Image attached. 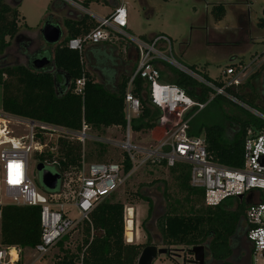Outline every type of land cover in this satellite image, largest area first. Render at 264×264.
Here are the masks:
<instances>
[{"label":"trees","instance_id":"16d2710c","mask_svg":"<svg viewBox=\"0 0 264 264\" xmlns=\"http://www.w3.org/2000/svg\"><path fill=\"white\" fill-rule=\"evenodd\" d=\"M92 1H102L109 6L115 3L114 0H84L80 6L84 9ZM21 2L13 0V6H9L0 0V111L71 131H78L82 120L96 131L111 126L124 129V94L136 66L137 53H132V49L136 51V48L119 41V46L123 47L122 52L116 51L114 42L87 46L82 55L69 50L66 46L69 39L84 36L96 25L87 15H81L63 22V40L60 43L46 45L42 41L50 49L40 48L33 53L26 50L27 46L21 45L20 49H25L18 51L15 60L8 63L9 50L14 48L13 40L20 31L19 22H24L18 10ZM54 2L58 0L52 1L51 6ZM209 12L214 22L221 21L225 15L222 5L212 7ZM261 15L255 26L263 30L264 8ZM41 57L50 60L49 66L33 69L32 60ZM22 59L24 64L18 63ZM189 68L196 70L194 65ZM168 69L172 74L168 85L181 89L195 102L206 103L209 90L184 74ZM262 74L264 65L249 77L250 86L248 81L228 88L227 93L259 113L264 112V89L261 88L260 95L256 93V84ZM160 76L162 80L161 72ZM202 76L211 80L206 74ZM81 78L84 80L83 97L75 93V82ZM213 83L222 86L219 80H213ZM132 86L133 95L140 101V111L130 121V130L133 133L151 131L158 125L161 113L151 105L143 78L135 77ZM209 105H217L211 115L215 122L201 121L200 111L189 121L188 135L203 137L211 162L232 169L241 168L246 132L250 130L253 134H264V122L219 96L214 97ZM221 105L231 106L234 113L223 115ZM189 115H185L184 119ZM37 139L45 142L43 137L37 136ZM116 153L107 145L94 141H87L83 146L63 138L46 141L42 153H36L34 157L48 170L58 173L60 181L54 191L43 190L39 181L38 186L46 193L50 203L69 202L77 191L82 160L87 164L123 161L125 172L130 169L126 155L123 152L118 155ZM168 171L181 190L195 200L202 201L203 191L189 185V166L179 163ZM138 197L148 203V216L153 215L156 207L144 196L138 194ZM260 200L264 201V197L261 196ZM245 207L244 202L238 199H227L215 208H199L187 215L163 211L154 218L161 245L166 247L162 249L190 247L187 253L191 258V249L203 246L206 264H241V252L247 243V225H243ZM124 208V204L106 199L96 204L88 221L80 224L82 237L76 255L65 251L57 264H135L141 250L150 243L141 245L124 241ZM40 233L39 207L7 205L2 208V245L33 249L39 243Z\"/></svg>","mask_w":264,"mask_h":264},{"label":"built area","instance_id":"2783aa9c","mask_svg":"<svg viewBox=\"0 0 264 264\" xmlns=\"http://www.w3.org/2000/svg\"><path fill=\"white\" fill-rule=\"evenodd\" d=\"M84 14L96 25L84 36L69 39L66 43L69 50L82 55L87 46L126 39L137 51V64L124 94V139L93 136L91 127L83 120L78 131H71L1 111L0 220L4 206L39 207L41 233L39 243L32 250L35 254L44 256L83 221H88V216L96 204L114 193L139 169L148 165H158L168 170L181 163L189 166V185L203 191L202 202L206 208H215L227 199L243 197L246 201L244 218L247 225L246 240L250 248L248 264H264V201L260 200L261 196L264 197V134H253L250 130L246 132L243 165L238 169L211 162L203 137L188 135L189 121L216 96L224 98L264 122L263 115L258 111L227 93L228 88L241 84L239 76L244 69L240 65L236 68L226 67L219 74L220 77L218 75L222 83V86L218 87L213 83V80L217 79L207 80L197 70L179 63L173 55L171 41L166 35L156 34L143 42L132 39L126 33L127 15L124 5L116 7L104 17L86 12ZM262 53L264 59V49ZM155 62L157 64H154ZM158 63L169 66L209 90V99L206 103L195 102L181 89L162 82L157 68ZM137 76L146 81V95L151 105L161 113L157 126L171 124L169 133L148 147L133 145L131 142L130 121L137 117L140 111V101L132 92V82ZM75 93L83 97V78L75 82ZM187 114L190 115L184 119ZM19 127L25 131L24 134L16 136L14 128ZM37 136L43 137L45 142H40ZM57 138L76 141L82 146L92 140L112 146L123 151L131 167L125 172L123 161L87 164L82 160L77 191L71 201L50 203L47 195L41 200L35 184L28 177L27 159L29 154H41L46 147V141ZM2 146L7 147L1 148ZM67 207L69 210H65ZM71 209L76 211V218L68 215ZM126 209L124 241L128 243ZM20 252L19 246H5L0 243V264H17Z\"/></svg>","mask_w":264,"mask_h":264},{"label":"rangeland","instance_id":"374dc122","mask_svg":"<svg viewBox=\"0 0 264 264\" xmlns=\"http://www.w3.org/2000/svg\"><path fill=\"white\" fill-rule=\"evenodd\" d=\"M52 1L56 0H22L21 2L18 9L20 15L24 18V22H19L21 31L28 30L31 34H36L39 37L36 39V44L30 50L40 48L50 49L48 46H44L38 31L49 15ZM61 1L54 2V6L56 7V4H64L65 11L58 13L57 16L55 14L52 18L56 20L57 17L61 27L66 19H70L72 16L78 17L84 15V12L104 17L110 11L109 6L105 5L102 1H92L83 10L73 6L72 3L78 4L79 1L84 0ZM118 1L126 8L128 28L126 33L132 39L143 42L151 34L166 35L171 41L172 52L177 61L186 67L194 65L201 75L208 74L210 78L215 79L217 77L216 79L219 80V74L226 67L232 65L236 68L240 65L244 69L242 75L239 76L241 84L249 81L250 86L251 81L249 77L264 63V59L259 55L263 49L264 32L255 26L256 21L262 17L261 11L264 8V0ZM220 5L224 7L225 15L221 21L214 22L209 11L212 7ZM62 40L63 37L60 42ZM120 41L125 45L127 43L130 44L126 39ZM118 50L122 52L123 48L119 47ZM132 53L136 55L137 52L132 49ZM16 56L13 48L10 49L7 62H13ZM136 58L138 59L137 56ZM18 63L24 64V60L22 59ZM205 65L208 73L204 71ZM162 75L161 81L166 84L172 78L169 69H163ZM262 86L263 81L259 77L256 84V93L258 95L261 94ZM220 107L223 115L234 113L231 106L221 105ZM216 108L217 105L207 106L201 111L199 115L200 120L203 122H209V120L210 122H215V119H211V115ZM260 112L264 117V112ZM170 130L171 124H166L164 127L156 126L151 131L143 133L131 132V142L137 146H152L156 141L168 134ZM24 131L22 127L14 128L16 136L24 134ZM91 133L98 138L123 140L125 130L117 126H111L102 127L100 131L91 129ZM93 141L97 142L95 140L89 142ZM107 146L114 149L117 155L123 152L112 146ZM5 147L7 146H2L1 148ZM37 163L34 155L29 154L27 159L28 177L35 184L38 197L43 200L46 198V193L38 186L39 178L35 171ZM138 194L149 199L150 203L156 207V212L153 215L148 216V203L141 200ZM195 199L177 186L176 180L168 170L158 165H148L139 169L121 187L106 198L107 201L124 204V214L126 208L132 209L134 232L136 228L140 230L137 242L134 241L132 244L145 245L149 242L150 245H154L158 249L166 247H162L161 245L159 234L155 229L154 218L167 210L187 215L195 209L205 207L201 200ZM231 200H234V198ZM65 210H69V208L67 207ZM68 215L72 218L77 217L76 211L72 209ZM81 237L79 225L44 256L35 254L32 248H21L17 264H57L59 257L65 251L70 255H76ZM188 249L190 247L186 246L168 248L165 255L158 256L153 264H195L193 257L190 258L187 253ZM245 263V261L241 262V264Z\"/></svg>","mask_w":264,"mask_h":264},{"label":"water","instance_id":"95a60500","mask_svg":"<svg viewBox=\"0 0 264 264\" xmlns=\"http://www.w3.org/2000/svg\"><path fill=\"white\" fill-rule=\"evenodd\" d=\"M74 16H72L73 18ZM42 41L47 45L58 44L63 37L62 29L59 26H53L45 23L40 31H38ZM50 60L46 57L35 58L32 60V68L39 70L48 67ZM36 174L39 178L40 186L45 191H54L60 181V175L48 170L42 163H37L35 167ZM239 201L243 200V197H237ZM166 250L157 248L154 245L144 247L135 264H153L154 260L158 256L165 255ZM193 262L195 264H206L205 249L203 246H197L191 249Z\"/></svg>","mask_w":264,"mask_h":264},{"label":"flooded vegetation","instance_id":"af4514ba","mask_svg":"<svg viewBox=\"0 0 264 264\" xmlns=\"http://www.w3.org/2000/svg\"><path fill=\"white\" fill-rule=\"evenodd\" d=\"M3 1L6 4H8L9 6H13V0H3ZM63 11H65L64 4L63 5L56 4V7L54 5L51 6L50 11H49V15L44 20L43 25L45 23H47V24H51L53 26H59L60 28H62L60 21L57 19V17H56V20L52 19V18L55 16V14L57 16L58 13H61ZM40 29H39V31H40ZM15 38L16 39L13 40V42L15 44L13 51L16 53V55H17L18 51L25 49V48L20 49L21 45H23L24 47L27 46L26 50H29L30 53L38 51V49L30 50L31 49L30 47H33L36 44V39L39 38L38 35L31 34L28 30L21 31V29H20L18 35ZM242 202H244V204L246 205V201L244 199L242 200ZM243 225L245 226V220H243ZM249 255H250V248H249V244L246 243L244 245L242 252H241V256L243 259L242 261H245L246 262L245 264H248Z\"/></svg>","mask_w":264,"mask_h":264},{"label":"crops","instance_id":"0c3cea01","mask_svg":"<svg viewBox=\"0 0 264 264\" xmlns=\"http://www.w3.org/2000/svg\"><path fill=\"white\" fill-rule=\"evenodd\" d=\"M59 1L62 2L61 0H59ZM76 1H77V0H76ZM114 1H115V3H114L112 6H109V5L106 4V5L109 6V8H110V11L108 12V14H110V13H111L116 7L122 5V4L119 3L118 0H114ZM81 2H82V1H79L80 4H81ZM116 2L118 3L117 5H116ZM79 3L76 4V5H78V7H80V4H79ZM81 8H82V7H81ZM82 9H83V8H82ZM108 14H107V15H108ZM84 15H85V14H84ZM107 15H106V16H107ZM75 17H76V16H75ZM75 17L70 18V19L73 20V19H75ZM127 31H128V28H127ZM262 31L264 32V29H263ZM263 32H262V33H263ZM263 34H264V33H263ZM153 35H156V34H151V35H149V36H148L147 38H145V39H146V40H149L150 37L153 36ZM263 36H264V35H263ZM119 41H120V40L114 42V48H115L116 50H118L119 47H121V46H119V44H118ZM121 42H122V41H121ZM262 42H263L262 44H263V49H264V39H263ZM130 44H131V43H130ZM132 46H133V45H132ZM122 48H123V47H122ZM263 49H262V51H263ZM262 51H261V52H262ZM182 56H183V55H182ZM182 56H181V57H182ZM262 65H264V63H263ZM262 65H260V66H262ZM157 67H158V70H159L161 73H162L163 69H167V70H168V68H170V67L167 66V65H164V64L162 65V63H158ZM204 71L207 72V67H206V65H205V70H204ZM207 73H208V72H207ZM206 75L209 77L208 74H206ZM209 78H210V77H209ZM216 78H217V77H216ZM216 78H215V79H216ZM210 79H212V78H210ZM261 79H262L263 84H264V74H262ZM262 89H264L263 86H262ZM205 108H206V107H205ZM205 108H204V109H205ZM204 109H203V110H204ZM203 110H202V111H203ZM132 212H133V211H132ZM133 225H134V223H132V232H133V233H132V234H133V241H132V243H133L134 241L137 242L136 240H137V238H138V236H139V234H140V230H139L138 228H136V230H135V232H134ZM132 243H131V244H132Z\"/></svg>","mask_w":264,"mask_h":264},{"label":"bare ground","instance_id":"6f19581e","mask_svg":"<svg viewBox=\"0 0 264 264\" xmlns=\"http://www.w3.org/2000/svg\"><path fill=\"white\" fill-rule=\"evenodd\" d=\"M132 209H126V237L128 239V243H132L133 241V234H132Z\"/></svg>","mask_w":264,"mask_h":264}]
</instances>
